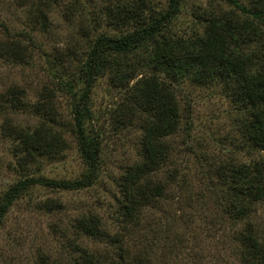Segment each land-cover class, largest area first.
Masks as SVG:
<instances>
[{"label": "trees", "instance_id": "obj_1", "mask_svg": "<svg viewBox=\"0 0 264 264\" xmlns=\"http://www.w3.org/2000/svg\"><path fill=\"white\" fill-rule=\"evenodd\" d=\"M164 1L165 10L154 6L153 0L81 3L89 9L85 19L76 23L69 41L53 50H43L39 39L48 25L44 7L49 0H17L20 8L28 2L35 5L34 25L27 23L21 30L0 17V62L37 68L56 80L54 88L44 87L34 106L33 122L14 127L8 120L0 124V143L9 141L14 159L8 168L19 176L0 196V229L14 205L37 187L80 192L99 182L108 144L104 130L95 126L91 97L97 79L112 68L125 91L108 113L111 138L117 141L130 130L141 131L138 158L120 168L108 213H80L69 226L71 238L68 231L64 233L66 257L55 259L44 252L38 264H156L162 233L166 239L173 236L175 246L186 241L172 227L160 225V205L169 200L177 205L175 221L183 225L184 233L191 226L183 221L186 211L193 220L201 207L205 224L211 225L209 232L222 237L231 264H264V222L259 221L264 207V156H259L264 153V0H217L220 7L206 9H188L192 0ZM77 2L73 1L75 8ZM183 12L189 16L188 25L179 23ZM74 38H83L85 45L74 50L70 45ZM142 49L152 67L137 75L127 61ZM186 84L221 90L236 106L230 116L237 134L226 135L228 144L237 153L257 156L247 163L232 156L207 159L201 155L204 162L212 163L198 188H191L188 176L173 166L169 142L186 119L179 102ZM21 89L0 94V114L21 102L25 92ZM58 92L71 98L70 126L56 122L53 104ZM73 146L82 170L64 178L45 175V167L65 161ZM34 207L49 215L65 211L57 199L36 202Z\"/></svg>", "mask_w": 264, "mask_h": 264}, {"label": "rangeland", "instance_id": "obj_2", "mask_svg": "<svg viewBox=\"0 0 264 264\" xmlns=\"http://www.w3.org/2000/svg\"><path fill=\"white\" fill-rule=\"evenodd\" d=\"M73 1L49 0L46 2L44 10L49 21L47 28L44 29V32L41 31L39 37L40 42L45 46H42L43 50L44 48L53 50L55 46L60 49L62 43L66 42L65 40L69 41L68 35L74 32L76 23H81L83 17L85 19L89 9L81 6V3L82 5L88 4V0L77 2L79 4V7L76 6L77 8L72 5ZM90 1L99 2L100 0ZM16 2L17 0H0V17L18 30L25 28L27 23L34 25L33 22L36 19L31 11H35V5L28 2V4L22 5L23 8H20ZM189 2L188 9L197 6L203 9L214 6L220 7L217 0H192ZM153 5L164 10L167 8L164 0H153ZM39 6L43 7L42 4ZM68 8H71V12L67 10ZM223 8L227 11L231 10L226 6ZM74 10L75 12H73ZM68 18L73 25H70ZM189 20V16L183 12L179 23L188 25L190 24ZM41 27L43 26L41 25ZM178 27L175 28L177 31ZM2 35L0 33L1 38ZM84 41L83 38H74L70 45L74 50H79L82 45H85ZM34 54L38 57L39 53L34 50ZM147 56L148 54L142 49L129 58L127 65L130 71H135L138 75L142 71L150 70L152 63L147 61ZM119 77L117 70L112 68L104 76L97 79L91 97L96 118L95 126L99 130H104L109 145H106L103 154L104 168L99 182L93 188L80 192H54L43 187H37L31 195L18 201L0 229L1 264H38V259L44 252L55 259L64 258L67 255L65 250L67 238L64 233L68 231L69 239L71 238L69 226L80 213L93 212L101 216L108 213V208L112 204V196L110 195L114 191L115 180L121 174L120 168L136 161L141 137V131L136 128L130 130L120 140L115 141L114 138H111L113 134L112 127L108 122V113L111 107L113 108L114 104L119 101L121 93L125 91L120 87L122 83L119 81ZM55 81L51 80L46 72L40 69L24 68L0 62V94L7 93L8 89L13 88H22L21 90L24 89L23 91H25L19 97L21 102H14L10 107L12 109L10 112L3 111L0 114V124L8 120L14 127L17 123L25 125L33 122L35 119L33 116L34 106L38 102L44 87L54 88L56 86ZM179 102L185 111L186 119L181 132L169 140L173 147L171 158L173 166L182 169V175H187L191 180V188L200 186V179H204L205 172L212 163L211 161L204 162L201 155L207 159L213 156H232L237 162L247 163L257 157L256 155L251 156L245 151L242 154L237 153L234 147L228 144L230 139L226 135L237 134L232 130L233 118L230 116V114H234L236 106L223 96L220 89H207L186 84L179 93ZM54 105L56 122H61L63 126H70L71 98L62 92H58ZM189 113L193 120L189 118ZM259 156H264V153ZM0 161L2 167L0 196H2L10 185L19 180V176L8 168V165L14 161L10 152L9 141L5 140V142L0 143ZM82 168L78 151L73 146L67 153L65 161L50 163L44 171L48 177L64 178L77 175ZM171 196L175 198L176 190L171 192ZM47 199L61 201L65 205V211L61 214L49 215L35 209L34 204L36 202ZM173 203L175 201L169 200L160 205L162 209L158 212L160 225L172 227L176 232L173 233L179 237H184L186 241L175 246L177 242L173 236L166 239L162 233L155 252V263L216 264L218 260L223 262L224 259L228 260L225 264L233 263L221 244L222 237L215 233L213 236L209 232L211 225L205 224L204 210L199 207V211L195 213L193 220L192 217H189L191 213L186 211L187 218L185 217L183 221L191 224V226L190 230L184 233L183 225L175 221L179 214H175L177 205L175 206ZM259 221L264 222V207L259 212ZM163 255H167V257L164 258Z\"/></svg>", "mask_w": 264, "mask_h": 264}]
</instances>
